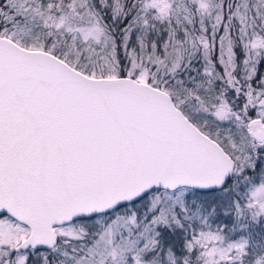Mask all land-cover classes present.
<instances>
[{"label": "snow or ice", "instance_id": "6c2138e0", "mask_svg": "<svg viewBox=\"0 0 264 264\" xmlns=\"http://www.w3.org/2000/svg\"><path fill=\"white\" fill-rule=\"evenodd\" d=\"M0 264H264V0H0Z\"/></svg>", "mask_w": 264, "mask_h": 264}]
</instances>
